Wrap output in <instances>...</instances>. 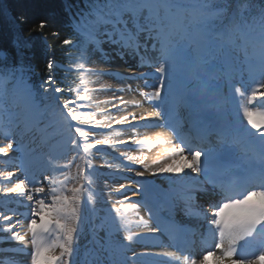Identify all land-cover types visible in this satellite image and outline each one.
<instances>
[{
	"label": "snow or ice",
	"instance_id": "6c2138e0",
	"mask_svg": "<svg viewBox=\"0 0 264 264\" xmlns=\"http://www.w3.org/2000/svg\"><path fill=\"white\" fill-rule=\"evenodd\" d=\"M65 12L77 37L61 41L67 63L48 56L38 85L22 58L0 64V157L14 168L0 170V264H264V0H83ZM97 57L148 70L94 67ZM105 91L142 99L93 98ZM144 102L153 111H128ZM153 127L172 136L140 135ZM160 176L167 187L148 179ZM164 210L196 227L164 229V243L153 226Z\"/></svg>",
	"mask_w": 264,
	"mask_h": 264
},
{
	"label": "trees",
	"instance_id": "16d2710c",
	"mask_svg": "<svg viewBox=\"0 0 264 264\" xmlns=\"http://www.w3.org/2000/svg\"><path fill=\"white\" fill-rule=\"evenodd\" d=\"M77 3L83 7V0H0V58H4L0 59V64H15L22 58L31 65L32 82L38 85L46 77L48 56H54L58 64L67 63L65 52L68 49L61 41L77 37L65 5ZM41 20L47 22L43 32L31 31ZM54 32L58 35L53 36ZM54 75L59 84L64 72L54 69ZM61 86L66 88L68 85Z\"/></svg>",
	"mask_w": 264,
	"mask_h": 264
},
{
	"label": "bare ground",
	"instance_id": "6f19581e",
	"mask_svg": "<svg viewBox=\"0 0 264 264\" xmlns=\"http://www.w3.org/2000/svg\"><path fill=\"white\" fill-rule=\"evenodd\" d=\"M121 62L123 61H120V60H117L115 65H109V67H115L118 71H126V72H132L133 69H137L135 67H130L131 69H124V68H120L121 67ZM136 63V61L132 60L130 62V65H134ZM124 64V63H123ZM127 65V64H125ZM129 65V64H128ZM129 65V66H130ZM148 69L144 68V69H140V71H146ZM129 83L132 84L133 86V89H135L138 85L142 86V82L141 81H129ZM117 84L119 85V87H121V84L119 81H117ZM117 86V85H116ZM146 91L147 90H150V89H145ZM264 91V89H263ZM114 96V94H113ZM115 96H122L125 100H141L142 97L135 91L133 92H124V93H119V92H116ZM259 106V104H257ZM153 107V105L149 102H144L143 105L141 107H129L128 108V111H134V112H137V113H145L147 114L148 112H151V109L150 107ZM153 122L155 121V119H158V118H150ZM135 123V122H134ZM171 130H167L165 128H140L139 129V133L141 136H144V135H149V136H154L157 132H163L165 133L166 135L168 136H172V133L170 132ZM184 133L187 135V133L184 131ZM130 134V131H127L125 133V136L123 137V139H127L128 138V135ZM174 143L178 144L179 141L178 140H175L174 139ZM171 145H161L157 148H153L150 152H148L147 154L149 155L150 158H154L156 157L157 155H159L163 149L165 147H170ZM133 152H131V154L133 155H139L140 152L138 149L136 148H132L131 149ZM10 156H15L14 153L10 152ZM2 158V161H0V169L3 170V171H14V168L12 166H7L5 167V160L7 158H4V157H0ZM101 160H96L95 163H100ZM187 171V170H186ZM137 179H140V178H137ZM148 179H150L152 181L153 184L155 185H158V186H163V187H167V183H166V177L165 176H160V177H148ZM130 181L129 180H121V179H109L108 180V184L109 186L111 187H119V184L121 183H129ZM129 195H131V193H129ZM200 195V204L203 205V204H208L212 199H213V194H212V191H211V188H209V191L207 193H200L198 194ZM113 200H119V199H122L121 196H113L112 197ZM132 200L133 202H135L136 200V197H132ZM167 211V210H166ZM141 215H145V212L143 210H141ZM167 216L171 219H175V220H179L180 222L188 225V226H191L193 228L196 227V221L195 220H190L189 218H186V216H184V214L182 212H175V213H172V214H169V212L167 211ZM134 231H140V232H144L146 231L145 229L143 228H139V229H136L134 228L133 229ZM119 238V237H117ZM159 239L163 240L164 243H166V240H164L160 235H159ZM133 248L135 249V251L137 252H140V251H144V247L141 246V245H133ZM153 251H162V250H167V251H170V249H161L159 247H156V248H153L151 249ZM128 255H131V253L129 252ZM209 264H214V261L213 259L210 257L209 258Z\"/></svg>",
	"mask_w": 264,
	"mask_h": 264
},
{
	"label": "rangeland",
	"instance_id": "374dc122",
	"mask_svg": "<svg viewBox=\"0 0 264 264\" xmlns=\"http://www.w3.org/2000/svg\"><path fill=\"white\" fill-rule=\"evenodd\" d=\"M94 59L96 60V63L94 65H92L94 67L107 68V66H109L107 64L100 63L98 57L97 58H94ZM100 83H103V84H106V85H111L113 88H118L119 87V85L117 84L116 80L112 79L111 77H102ZM96 86L97 85H95V84L91 85V87H96ZM262 91H263V89H262ZM113 94L115 96L116 92L114 93V92H111V91H105V92L93 93V98L95 100H100V101L110 100L113 97ZM100 107H102V108L103 107H106V108H109L110 109L111 108V105L110 104H101ZM111 114L112 115H116L118 117L119 115L124 114V113H117V112H114L113 111ZM122 131H124L126 133L127 131H130V130L123 129ZM124 136H121L119 138L120 139H123ZM125 150H128L130 153L133 152L130 148L129 149H124V148H121L120 149V151H125Z\"/></svg>",
	"mask_w": 264,
	"mask_h": 264
}]
</instances>
